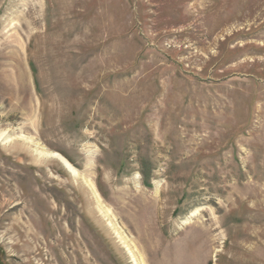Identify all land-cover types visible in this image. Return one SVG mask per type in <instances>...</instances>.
<instances>
[{"label": "rangeland", "instance_id": "rangeland-1", "mask_svg": "<svg viewBox=\"0 0 264 264\" xmlns=\"http://www.w3.org/2000/svg\"><path fill=\"white\" fill-rule=\"evenodd\" d=\"M109 221L264 264V0H0V264H132Z\"/></svg>", "mask_w": 264, "mask_h": 264}, {"label": "bare ground", "instance_id": "bare-ground-1", "mask_svg": "<svg viewBox=\"0 0 264 264\" xmlns=\"http://www.w3.org/2000/svg\"><path fill=\"white\" fill-rule=\"evenodd\" d=\"M44 155L46 156V157H51V158H54V159H56V160H58L59 161V163H61L62 165H63V167L68 171V172H70L73 176H77L78 175V172L70 165V163L66 160V159H64L63 157H61L59 154H57V153H44ZM88 187V186H87ZM95 195H96V193H95ZM97 200H96V202H100V199H99V197L96 195V197H95ZM98 209H99V211H100V213H102V214H104V215H106V216H109V210H104L102 207H101V205L99 204L98 205ZM113 220V219H112ZM108 224L109 225H111V222L109 221L108 222ZM111 228H113L114 229V227H113V225H111ZM117 228V227H116ZM116 228L114 229V231L116 232V236L119 238V240H120V243L122 244V246H123V248H124V251L126 252V254H127V256L129 257V259H130V261H131V263L132 264H138L139 262L137 261V259H136V257H135V254H134V250L132 249V247L129 245V243L125 240V238H123L122 237V235L121 234H119L120 232H117V230H116ZM112 229V230H113ZM122 233V232H121ZM245 235V234H244ZM246 235H247V233H246ZM250 236V235H249ZM247 238H249V237H247ZM241 239H243L242 237H241ZM250 239V238H249ZM247 242V241H246ZM47 245V244H46ZM241 245V244H240ZM238 246V245H237ZM255 246V245H254ZM243 248V247H242ZM262 248H263V246H262ZM253 249V248H252ZM247 251V250H246ZM245 251V252H246ZM240 253V252H239ZM249 253V252H248ZM242 254V253H241ZM236 255V254H235ZM244 255V254H243ZM239 256H241V255H239ZM251 256V255H250ZM256 256V255H255ZM65 258V257H64ZM66 259V258H65ZM244 259V258H243ZM262 259V258H261ZM263 259H264V257H263ZM247 260V259H246ZM249 260V259H248ZM242 261V260H241ZM239 263V262H238ZM245 263V262H244ZM247 263V262H246ZM259 263V262H258Z\"/></svg>", "mask_w": 264, "mask_h": 264}]
</instances>
